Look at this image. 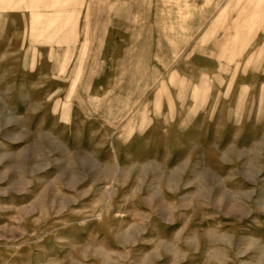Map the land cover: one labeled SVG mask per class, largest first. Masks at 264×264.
<instances>
[{"label":"rangeland","instance_id":"obj_1","mask_svg":"<svg viewBox=\"0 0 264 264\" xmlns=\"http://www.w3.org/2000/svg\"><path fill=\"white\" fill-rule=\"evenodd\" d=\"M252 1L0 0V264H264Z\"/></svg>","mask_w":264,"mask_h":264},{"label":"bare ground","instance_id":"obj_2","mask_svg":"<svg viewBox=\"0 0 264 264\" xmlns=\"http://www.w3.org/2000/svg\"><path fill=\"white\" fill-rule=\"evenodd\" d=\"M251 1V0H250ZM255 1V8L251 11V13L253 14V16H255V19L259 16V15H261L262 13H263V11H262V9L264 10V8H262V6H264V0H254ZM254 1H252V2H254ZM246 3V2H245ZM244 3V4H245ZM247 4L248 5H251V4H249V2L247 1ZM243 6V5H242ZM242 6H241V9L243 10V8H242ZM253 6V5H252ZM251 6V7H252ZM245 7V6H244ZM254 7V6H253ZM250 10V9H249ZM220 12V11H219ZM223 12V11H222ZM221 13V12H220ZM243 13V12H242ZM246 13V12H245ZM219 14V13H218ZM250 14V13H249ZM220 15H222V13L220 14ZM216 17H219V16H216ZM224 17V16H223ZM215 18V17H214ZM217 19V18H216ZM220 19V18H219ZM218 19V20H219ZM237 19V18H236ZM255 19L253 18V17H251L249 20H253V21H255ZM253 21L251 22V24L253 23ZM237 23V22H236ZM241 24V23H240ZM250 24V25H251ZM249 28V27H248ZM237 30V29H236ZM232 44H235V43H232ZM234 49V48H233ZM235 50V49H234Z\"/></svg>","mask_w":264,"mask_h":264},{"label":"crops","instance_id":"obj_3","mask_svg":"<svg viewBox=\"0 0 264 264\" xmlns=\"http://www.w3.org/2000/svg\"><path fill=\"white\" fill-rule=\"evenodd\" d=\"M223 1H225V0H223ZM220 8V7H219ZM209 15H207L206 17H203V18H201L200 19V23H207V20H208V17ZM192 33V35H194V33L196 32L195 30L194 31H191ZM186 45V43L183 45V46H185ZM150 75L151 74H148L146 77H150ZM157 75V74H156Z\"/></svg>","mask_w":264,"mask_h":264}]
</instances>
